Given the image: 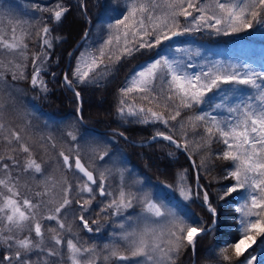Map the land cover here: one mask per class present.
<instances>
[{"label":"snow or ice","instance_id":"obj_1","mask_svg":"<svg viewBox=\"0 0 264 264\" xmlns=\"http://www.w3.org/2000/svg\"><path fill=\"white\" fill-rule=\"evenodd\" d=\"M34 8L49 13L48 20L56 24L62 23L70 11L60 2L54 7L34 5ZM23 23L10 21L8 26L0 28V85H5L6 74H10L13 81L27 79L29 45L26 38L32 33L25 30ZM108 28V36L99 48L81 53L71 74H63V86L73 91L78 100L81 93L77 87L98 83L122 59L142 49H155L164 41L202 29L224 35L253 28L264 29V0H128L121 18L108 24ZM51 33L48 23L42 21L36 33L41 41V51L31 53L33 71L30 83L42 93L48 92L41 73L46 70L44 66L50 59L48 50L53 48ZM54 39L59 41L61 37ZM186 51L175 49L177 53ZM172 52L169 45L166 53H157L156 58L145 62L128 77L126 86L120 89L117 113L122 118L136 117L138 123L162 124L167 134L156 131L152 139L159 137L168 141L188 153L189 160L193 154L207 150L209 161L214 156L231 162L224 178L234 183L224 187L219 199L238 193L242 203L235 208L239 214L236 239L223 242L219 258L227 264H253L257 259L253 245L264 249V64L258 69L248 63L215 62L207 68L201 65L199 71H188L197 66L186 63ZM106 59L109 63H105ZM52 75L55 77V73ZM223 85L230 87L224 88ZM132 93L163 110L154 111L152 107L130 103L127 98ZM203 105H207L208 110H203ZM3 108L4 105L0 104V110ZM197 108L201 110L195 111ZM186 112L192 114L182 117ZM221 112L226 115L215 114ZM178 117L182 118L178 120ZM79 119L82 121L83 117ZM65 135L67 149L61 148L57 156L38 162L37 149L45 153L49 148L56 149L53 137L34 141L24 128L17 130L7 123L3 111H0V243L11 253L3 255L0 264H97L96 245L83 242L73 232L72 225L65 224L66 215L62 213L71 210L75 203L80 212L76 219L83 229L88 233L100 231V227L93 229L90 226L85 214L90 211L97 195L113 196L107 188L111 169L100 170L96 163L103 161L109 153L107 149H92L94 156L84 162L76 131H67ZM213 143L222 144L223 150L212 153ZM50 161L55 170L61 172L59 179L48 174ZM192 164L197 167L195 161ZM206 166L205 160L201 159L199 167ZM65 173L71 174L74 182ZM25 176L35 182L37 190L33 191L27 181L21 184ZM199 180L197 174V188L194 189L185 183L181 173L177 190L184 200L202 199L203 206L213 217L214 226L217 208ZM120 181L118 195L100 212L111 210V215L123 216V212L133 208L134 203H140L147 215L139 218L143 227L129 223V231L125 223L119 224L123 229L119 238L126 242V249L122 252L116 245L105 244L108 255L103 256L104 261L177 264L186 249L195 254L198 239L215 230L192 216L187 219L179 217L167 205L151 199L148 193L138 195L126 190L123 172ZM57 187L63 193L62 200L57 203L54 199H45ZM22 188L32 192V196L22 195ZM240 190H243L242 194ZM73 192L78 198L72 197ZM131 220V217H124L125 222ZM42 221H54L57 227L45 229ZM91 224H98V221L92 220ZM46 232L50 235L46 236ZM22 233L27 234L21 236ZM257 236L261 237L259 241ZM33 255L37 257L35 260Z\"/></svg>","mask_w":264,"mask_h":264},{"label":"trees","instance_id":"obj_2","mask_svg":"<svg viewBox=\"0 0 264 264\" xmlns=\"http://www.w3.org/2000/svg\"><path fill=\"white\" fill-rule=\"evenodd\" d=\"M25 1L30 3V6L27 8L33 12L31 16H25L20 20L21 23L27 22L23 23V27L25 30L32 33L30 37L26 38V42L29 45V59L26 62L28 67L25 73L27 79L13 81L11 75L6 74L5 81L6 83H11L21 92V103L24 104L30 114L35 117L37 116L39 120L46 118L67 120L70 119V116L73 114V121L75 125L80 128H89L88 125H94L98 129H117L123 133L126 138L114 131L107 132H110L116 137V145L121 148V152L126 161L140 175L144 176L145 179L158 181L160 183H171L173 181V176H175V167L181 166V168H183L182 166L185 165L188 167L189 175L193 176V171L188 165V160L184 152L172 146L162 138H156L144 144H133L128 141V139L143 141L152 133H156V131H165L167 134V130L162 124L153 125L138 123L136 122L137 118H122L117 113L119 89L122 79L135 64L143 59L151 57L157 48L151 50L142 49L133 56L122 59L114 66L113 70L104 79L99 80L98 83H92L86 86L80 85L77 87L76 90L81 93L79 105L73 91L68 90L62 84V72L65 68L67 54L75 41L82 34L84 28L89 23L87 37L80 46L86 44L92 51H95L108 36V24L115 23V20L121 18V14L125 12L128 0H83V9L80 6L81 0ZM58 2L65 4L70 9L60 24L49 21L48 17L44 20V18H42L44 12L37 11L34 8V5H38L39 3H44V5H48V7H54ZM42 21L47 22L52 29L51 36L54 40L53 48L48 50L50 52V59L44 66L46 70L41 73L48 87L47 93H42L39 88H33L31 84L28 83V76L31 73L29 71L31 53L41 51V41L36 33L42 26ZM29 25H35V27L30 28ZM242 33H249V30L241 33H230L229 35H224L223 33L209 34L205 32L202 35L197 34L196 37L202 41H214L226 45L229 41L240 36ZM57 36L61 37L59 41L54 39ZM80 46L74 48L71 52L67 61L68 68L66 73L71 74V71L74 69V60ZM105 63H109V61L106 59ZM52 73H55V77H53ZM1 91L0 85V96H3ZM144 103L143 105L145 108L152 107L154 111L163 110L162 108H157L155 104ZM0 104L4 105V108L0 111H3V118L6 121L14 110L13 104L1 97ZM78 106L79 115L83 117V122L85 124L79 122L78 118L75 117ZM200 110V108L195 109L197 112ZM203 110L208 109L203 108ZM191 114V112L182 113V117ZM182 117H178L177 119L180 120ZM6 122L13 127L10 120ZM177 139L179 138L177 137ZM223 147L222 144L213 143L210 151L216 153L222 151ZM208 156L209 153L205 150L193 154L192 158L196 162V171L200 176L199 184L203 185L205 190L209 192V198L217 208V216L216 223L212 226L215 230L204 235L202 239H198L193 264H227V262H222L220 260L219 249L224 246V241L231 242L236 239V225L239 214L235 212V208L242 203V200L238 193H233L225 197L224 200L219 199V196L223 194L224 187L234 183L230 179L224 178L226 170L231 167V162L215 159L214 156L209 161ZM201 159L205 160L207 165L205 168L199 167ZM240 193L242 194L243 190H240ZM197 202V199L190 200L188 207H190L196 213L195 215L207 225L210 222L211 214L205 210L202 204H198ZM256 239L259 241L261 237L257 236ZM253 248H256L253 254L257 258L253 264H264V249L258 248L257 245H253ZM249 251H251V249H249ZM188 252L189 249H186L185 255ZM229 254H231V249H229ZM259 257H261V259H259ZM233 260H235V257H233ZM178 264H182V262Z\"/></svg>","mask_w":264,"mask_h":264},{"label":"rangeland","instance_id":"obj_3","mask_svg":"<svg viewBox=\"0 0 264 264\" xmlns=\"http://www.w3.org/2000/svg\"><path fill=\"white\" fill-rule=\"evenodd\" d=\"M81 3H82L81 8L83 9V0H81ZM38 5L40 7L48 6V5H44V3L43 4L39 3ZM28 6H30V3L25 0H15V1L0 0V28H4L2 26L5 27L8 26L10 21L20 22V20L23 19L25 16H31L33 12L29 8H27ZM46 17H49V13L44 12L42 18H44L45 20ZM180 19L182 24H184L183 18L181 17ZM193 32L186 33L182 36L174 37L171 41H164L160 47H157V49L154 51V54L151 57L141 60L132 67V69L122 79L120 89L126 86V81L128 77L135 70H137L140 66L144 65L145 62L151 61L153 58H156L157 53H161V54L166 53L169 45H171L173 49L172 55L182 58L186 63L195 64L197 66L195 69H187L188 71H193V70L199 71L201 65L207 68V66L215 62H222L224 64L248 63L258 69L260 68L261 64H264V29H260V28L250 29L249 33L240 34V36L235 37L233 40L229 41L226 45L214 41L213 42L202 41L196 37L197 34L202 35L205 32L209 34H214L215 33L214 30L202 29L201 31L198 32L193 31ZM80 44L75 48L79 47ZM83 45L80 46L76 54L74 60V68L77 65V60L80 57L81 53H84L86 51H92L91 48L86 46V44ZM176 48L186 49L188 51L177 53L175 52ZM69 56L67 57L66 62L68 61ZM29 71L31 73L28 76L29 77L28 83L31 84L30 79L33 71L32 65H30ZM222 87L227 88L230 86L223 85ZM120 89H119V99L121 98ZM1 90L4 92L1 91V94L3 96L0 97L2 99H6L7 102L13 104L14 110L12 111V114L9 115L8 118L12 122L13 127L17 128V130H19L20 128H24L27 134L30 135L34 141L39 140L41 137L47 138L48 136H51L53 137V140L56 142L57 145L56 149L52 150L49 148L47 153L43 152V150L37 149L36 157L38 162H40L41 159L49 160L50 157L57 156L58 151L61 148H64L66 150L68 147V144L66 143L68 138L66 137L65 133L70 130H75L78 135L82 161L88 162L90 158L94 156V153L91 151L92 149H97L98 151L107 149L109 156H106L103 161H96V163L97 166L100 168V170L111 169L112 174L107 181V188L108 191H111L113 193V196L101 197L97 195L96 200H94L95 202L93 201L92 203L90 211L85 215L87 218L90 219V221L91 218H93L94 216L102 215L103 217L102 220H104V222L100 223L102 225H106V224L109 225L111 224L112 221V224L116 225L119 232L115 236L116 240L117 239L121 240L119 237L120 234L123 232V229L119 227L120 223L122 222L125 223L126 228H128L129 223L133 224V226L143 227V221L139 218L144 215H147L146 213L143 212V206L140 203H134L133 208L123 212V216H113L111 215V210H109L108 213L100 212L101 208H103L114 196L118 195L120 182H121L120 181L121 172H123L125 178V184L127 185L126 190L135 192L138 195H142L143 193H148L151 199H153L157 203H162L167 205V207L170 208L172 211H174L179 217L183 219H187L189 216H192L195 219L201 221V219L195 215L196 213L190 207H188V203L190 200H184L180 196L179 191L177 190V184L181 173H183L185 177V183L188 186H191L194 189L197 188V182L195 180L194 172H193V176H190L188 167L186 165L182 166L183 168H181V166L175 167V176H173V181L171 183L168 182L160 183L158 181L145 179L144 176L140 175L126 161L123 153L121 152V148H119L116 145L117 144L116 137L110 132H107V131H111V130H107L108 128L98 129L94 125H88L89 128H92L94 130L89 128H80L79 126L75 125V122L73 121L72 118L73 114L70 116V119L67 120L56 119V118H46L39 120L37 116L35 117L31 115L30 112L25 108L24 104L21 103L22 102L20 99L21 92L11 83H5V85H1ZM127 99L130 103H135L137 106H143V107H144L143 103L146 102L140 100L135 93L129 94ZM77 103L78 105L80 104V98L79 100L77 99ZM202 108L208 109V106L203 105ZM78 109L79 106L77 108V111L75 112L76 118L77 115L79 114ZM215 114L219 116L226 115V113H222V112ZM8 119H6V121H9ZM153 134L154 133H152L151 135ZM188 165L190 169L193 171L189 162ZM47 172L48 174L55 176L57 179H59L61 176V172L55 170V165L51 161L49 166H47ZM65 174L68 176V179L71 182H74V178L72 177L71 174L69 173H65ZM25 181H27V183L31 186L33 191L37 190L34 181L28 179L27 176L22 177L21 184L25 183ZM21 192L22 195H26L29 197L32 196V192L26 191L23 188L21 189ZM62 197H63V193L60 190V188L57 187L56 189L53 190L50 197H46L45 199H54L58 203L62 200ZM72 197L78 198L76 197L75 192L72 193ZM197 200H198L197 202L198 204L199 203L202 204V199H197ZM205 210L207 211L206 207ZM79 214H80L79 206L74 203L72 205L71 210L67 211L66 213H62V215H66L65 224L66 225L69 223L71 225L80 224L79 220L76 219V217ZM124 217H131L132 220L125 222ZM212 220L213 217L211 216L210 222L207 225L205 224L204 225L208 226L212 222ZM42 223L45 225H49V224L56 225L54 221H46V222L42 221ZM128 230L130 231L131 229L128 228ZM109 240H114V238L112 239L109 238ZM116 240L109 243V245H116L119 247L120 251L122 252L125 251L126 242L121 240V243H118ZM105 255H108V250L102 248L100 254H98L99 256V259L97 261L98 264H128V262H121L115 259H109L108 261H104L103 256ZM194 259H195V254L192 255L191 250L189 249V252L186 255H185V251L182 253V255L177 261V264L180 262H182V264L183 263L190 264L192 260L194 263ZM259 259H261V257H259Z\"/></svg>","mask_w":264,"mask_h":264},{"label":"flooded vegetation","instance_id":"obj_4","mask_svg":"<svg viewBox=\"0 0 264 264\" xmlns=\"http://www.w3.org/2000/svg\"><path fill=\"white\" fill-rule=\"evenodd\" d=\"M102 215H96L93 218H91L92 220H97L98 224H91V221L89 219L90 222V226L95 229L96 227H100V231L97 233L95 231H93L92 233H88L85 229H83V227L81 226V224H76V225H72L73 228V232L76 233L83 242H85L87 245H96L97 248V253L100 254V251L102 250V248H104L105 244H109L111 242H113L114 240H116L115 236L119 233L118 232V228L116 227L115 224H106V225H102L100 224L101 222H104V220H102ZM46 222V221H44ZM45 229H47L48 227H52V228H56V225H45L43 224ZM27 233H22L21 236L26 235ZM33 235V239H35V235L34 233ZM50 235L46 232V236ZM109 238H114V240H109ZM118 243H121V240H116ZM5 254H11L10 251L6 248V246H4L2 243H0V258H2L3 255ZM37 257L36 255L32 256V259L35 260ZM4 264H7V262H4ZM98 264V263H97Z\"/></svg>","mask_w":264,"mask_h":264},{"label":"water","instance_id":"obj_5","mask_svg":"<svg viewBox=\"0 0 264 264\" xmlns=\"http://www.w3.org/2000/svg\"><path fill=\"white\" fill-rule=\"evenodd\" d=\"M81 5V7H82V3L80 4ZM88 27H89V23H88V25L84 28V30H83V32H82V34L79 36V38L75 41V43L73 44V46H72V48L70 49V51L68 52V54H67V57L69 56V54L71 53V51L76 47V46H78L85 38H86V36H85V33H87L88 34ZM67 66H68V62H66L65 63V68H64V71L62 72V80H63V74L64 73H66V70H67ZM79 114L77 115V118L79 119ZM79 121L82 123V124H85L83 121H81L80 119H79ZM107 130H111V131H115V132H117V133H121L120 131H118L117 129H114V128H108ZM155 135V133L153 134V135H151V136H149L147 139H145V140H143V141H134V140H131V139H128V141L130 142V143H133V144H144V143H147V142H150L151 140H153L152 139V137ZM121 136V135H120ZM122 137H124V138H126L125 137V135H123ZM159 138V137H158ZM181 151H183L182 149H180ZM184 152V151H183ZM185 153V156H186V158L188 159V162H189V164H190V166L192 167V169H193V172H194V176H195V180H196V177H197V171H196V169L193 167V164H192V161L193 160H189V158H188V154L186 153V152H184ZM212 226V222L208 225V226H206V227H211ZM191 250V249H190ZM191 253H192V255H193V252H192V250H191ZM190 264H193V260L190 262Z\"/></svg>","mask_w":264,"mask_h":264},{"label":"bare ground","instance_id":"obj_6","mask_svg":"<svg viewBox=\"0 0 264 264\" xmlns=\"http://www.w3.org/2000/svg\"><path fill=\"white\" fill-rule=\"evenodd\" d=\"M194 33V32H193ZM223 46V45H222ZM83 47H84V45H83ZM207 109V108H206ZM161 141V140H160ZM168 144V143H167ZM148 145V144H147ZM143 146V145H142ZM95 202V201H94Z\"/></svg>","mask_w":264,"mask_h":264}]
</instances>
